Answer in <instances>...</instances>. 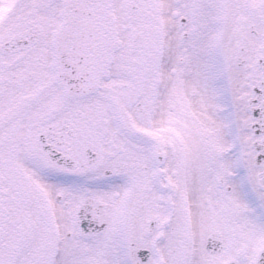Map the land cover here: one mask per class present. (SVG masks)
<instances>
[{
  "label": "snow or ice",
  "instance_id": "1",
  "mask_svg": "<svg viewBox=\"0 0 264 264\" xmlns=\"http://www.w3.org/2000/svg\"><path fill=\"white\" fill-rule=\"evenodd\" d=\"M0 264H264V0H0Z\"/></svg>",
  "mask_w": 264,
  "mask_h": 264
}]
</instances>
